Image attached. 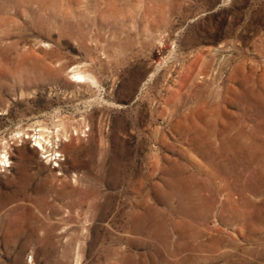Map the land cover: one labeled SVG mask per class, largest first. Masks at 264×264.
<instances>
[{"label":"rangeland","instance_id":"rangeland-1","mask_svg":"<svg viewBox=\"0 0 264 264\" xmlns=\"http://www.w3.org/2000/svg\"><path fill=\"white\" fill-rule=\"evenodd\" d=\"M0 264H264V0H0Z\"/></svg>","mask_w":264,"mask_h":264},{"label":"bare ground","instance_id":"bare-ground-1","mask_svg":"<svg viewBox=\"0 0 264 264\" xmlns=\"http://www.w3.org/2000/svg\"><path fill=\"white\" fill-rule=\"evenodd\" d=\"M82 77H84L82 74H80V73H78V71H77V73H75V78L77 79V81H81V80H79L80 78H82ZM84 81V80H83ZM82 81V82H83Z\"/></svg>","mask_w":264,"mask_h":264}]
</instances>
